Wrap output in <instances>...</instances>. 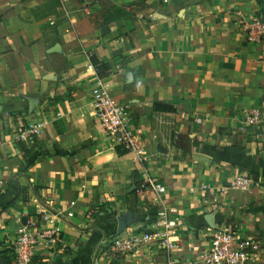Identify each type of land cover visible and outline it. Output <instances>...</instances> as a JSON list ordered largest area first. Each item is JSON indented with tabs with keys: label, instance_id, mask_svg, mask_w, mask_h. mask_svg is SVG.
Masks as SVG:
<instances>
[{
	"label": "crops",
	"instance_id": "0c3cea01",
	"mask_svg": "<svg viewBox=\"0 0 264 264\" xmlns=\"http://www.w3.org/2000/svg\"><path fill=\"white\" fill-rule=\"evenodd\" d=\"M101 1L0 0L2 257L22 224L49 212L62 241L33 264H166L156 246L129 255L105 247L124 215L135 216L127 235L155 208L128 195L142 166L117 153L95 118L88 53L112 69L105 81L131 112L144 167L178 210L174 257L194 262L215 229L264 241V37L249 30L264 21V0H109L133 19L95 27ZM35 123L40 149L15 139ZM239 174L254 188L222 191Z\"/></svg>",
	"mask_w": 264,
	"mask_h": 264
},
{
	"label": "built area",
	"instance_id": "2783aa9c",
	"mask_svg": "<svg viewBox=\"0 0 264 264\" xmlns=\"http://www.w3.org/2000/svg\"><path fill=\"white\" fill-rule=\"evenodd\" d=\"M249 30L252 35L250 39L260 41L264 37V21L253 19ZM87 58L88 70L97 76L96 85L92 89L95 118L105 132L113 137L116 146L126 154L132 155L142 166L141 178L136 186L137 195L143 200L150 197L155 208L154 221L146 224L142 231L127 235L117 233L108 239L105 247L114 254L129 255L156 246L166 258V264H254L263 253L264 241L257 236L228 229L212 230L208 236L207 248L194 262H183L174 257L179 248L175 237L182 225L178 210L166 202L165 184L159 178L151 176L144 167L149 158L143 142L130 128L131 112L113 98L105 81L107 75H112V69L104 62H95L92 53H88ZM196 122L200 123L201 120L197 119ZM42 128V123L30 124L18 131L15 139L17 142H33L41 135ZM1 149L0 147V160ZM253 188L251 177L248 174H239L222 191H250ZM56 218L57 215L43 212L36 221L27 220L22 224L7 254L10 263L33 264L38 255H49L51 250L56 249L62 241V231L53 227Z\"/></svg>",
	"mask_w": 264,
	"mask_h": 264
},
{
	"label": "trees",
	"instance_id": "16d2710c",
	"mask_svg": "<svg viewBox=\"0 0 264 264\" xmlns=\"http://www.w3.org/2000/svg\"><path fill=\"white\" fill-rule=\"evenodd\" d=\"M100 3H101L100 6L102 8H101V11L95 16V21H94L95 27L105 26V25L113 23L117 20L124 19V18L133 19V17H134L133 14H131L129 10L118 8L115 4H113L109 0H102ZM154 107L156 110H159V111H167V112H173L174 111V108L171 106H168V105L155 104ZM32 148L33 149H35V148L40 149L41 148V145H40V142L38 141V139L34 140ZM23 149L25 151H28V149L25 145H23ZM117 153L121 156L126 154V152L122 151L119 147H117ZM136 193H137V189L134 190L133 192L129 193L128 195L131 197L132 200H134V202H136L138 204V201L136 198L137 197ZM149 208H151V207H149ZM154 219H155V211H154V213L151 211L150 213H147L144 215L143 221L148 225V224L152 223L154 221ZM2 253L4 254L5 252H0V258L6 264H10L9 257L7 255H4L2 257V255H1Z\"/></svg>",
	"mask_w": 264,
	"mask_h": 264
},
{
	"label": "water",
	"instance_id": "95a60500",
	"mask_svg": "<svg viewBox=\"0 0 264 264\" xmlns=\"http://www.w3.org/2000/svg\"><path fill=\"white\" fill-rule=\"evenodd\" d=\"M130 77H131V74H128V78H130ZM133 189H136V187H133L130 191H132ZM134 221H135V216L132 212H129L128 214L124 215L119 220V225H118L119 233L121 234L126 228L131 226ZM206 221L211 227H213V216L212 215L207 216ZM0 264H6V263L3 262L0 258Z\"/></svg>",
	"mask_w": 264,
	"mask_h": 264
}]
</instances>
